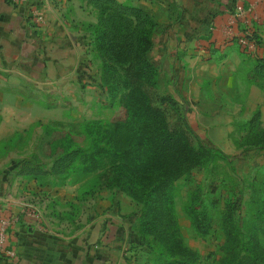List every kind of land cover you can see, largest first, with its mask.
Segmentation results:
<instances>
[{
    "label": "crops",
    "instance_id": "crops-1",
    "mask_svg": "<svg viewBox=\"0 0 264 264\" xmlns=\"http://www.w3.org/2000/svg\"><path fill=\"white\" fill-rule=\"evenodd\" d=\"M116 1L155 22L154 62L191 127L206 128L218 145L255 109L263 127L264 92L240 73L245 55L235 39L250 32L257 41L249 58L264 56V0ZM34 9L40 22L31 20ZM93 21L85 0H0V142L37 122L67 126L95 112L106 91L85 28ZM13 154L0 150V218L13 251H0V264L145 262L136 255L134 215L126 216L135 204L125 195L101 189L77 201L74 183L42 185L15 174ZM68 201L78 208L66 219Z\"/></svg>",
    "mask_w": 264,
    "mask_h": 264
},
{
    "label": "trees",
    "instance_id": "trees-1",
    "mask_svg": "<svg viewBox=\"0 0 264 264\" xmlns=\"http://www.w3.org/2000/svg\"><path fill=\"white\" fill-rule=\"evenodd\" d=\"M85 2L95 10V21L85 23V28L92 55L100 61V83L107 92L120 86L122 112L107 120L83 118L80 125L88 138L85 147L73 143L68 131L37 122L44 135L58 131L60 136L55 140L39 137L37 150L14 160L11 169L42 185L74 183L77 201L101 189L121 192L138 204L126 216L134 215L139 244L160 257V264H194L197 252L184 243L173 213L174 180L193 169L213 166L218 156L229 169L230 163L218 147L193 145L183 118V125L170 119L167 104L177 110L179 103L171 94L161 93L156 84L157 68L148 57L155 25L151 16L116 0ZM244 55L240 73L264 92V56L251 59L250 53ZM237 125L239 141L235 144L264 146L257 109ZM21 137V132H14L0 142V150L14 146ZM41 157L49 158L47 165ZM227 179L231 182L232 178L224 173L210 176L206 191L211 196L205 202L200 198L201 189L195 187L185 211L202 238L215 226L222 232L216 264H264V244L259 240L264 233V164L248 182L240 220L228 198L217 206L219 194L215 191L226 186ZM66 205L71 211L78 208L75 202ZM71 214L67 212L65 218Z\"/></svg>",
    "mask_w": 264,
    "mask_h": 264
},
{
    "label": "rangeland",
    "instance_id": "rangeland-1",
    "mask_svg": "<svg viewBox=\"0 0 264 264\" xmlns=\"http://www.w3.org/2000/svg\"><path fill=\"white\" fill-rule=\"evenodd\" d=\"M241 53L245 54V52ZM153 56L154 53L149 50L148 57L157 68V87L161 93H165L167 90V80L164 78V75L159 72V69L154 62L155 58H153ZM95 65L99 69L100 61L98 58H95ZM119 94L120 86H117L115 89H111L108 92L106 91L104 98L101 99L100 103L96 105L97 107L95 108V112L88 114L87 116L91 118L107 120L115 115L120 114L122 112V108L119 105ZM172 96H174L179 105H176L177 110H175L172 106L167 104L168 115L171 120L183 125L180 120L183 118L187 123V117L183 108V101H180L182 98L177 95ZM180 106L183 108V110H180ZM87 116L85 117L88 118ZM80 122L81 121H72L69 122L70 124L67 126H55L49 124V127H55L61 129L62 131H68L73 143L85 147L87 146L88 138L87 135H85L82 131ZM236 122H234L230 129L226 132L227 141L224 143L219 142L220 145L211 140L206 128L191 127L187 123L190 129V131H187L188 136L193 145L197 146L199 143H204L218 147L226 155L231 166V169H229V166L225 160L218 156L215 157L213 166L208 165L206 168L193 169L190 173L181 175L174 180L172 203L173 213L184 243L197 252V259L194 264H216V257L218 255L217 247L221 243L223 236L222 232L216 226L207 236L203 238L197 234L189 215L185 211V206L190 200L192 190L195 187H199L202 191L200 198H202L205 202L206 199L211 196V193L206 191L210 176L212 175L214 177H221L222 173L230 175L232 178L231 182L229 179H227V185L220 186L215 191V194H219V202H217V206L219 207V204L223 198H228L233 203V208L237 213L236 217L240 220L244 216L248 182L255 172L261 171V166L264 164V146L235 144L234 141H239L237 124L241 123L242 121L235 124ZM262 124L264 127V115L262 116ZM21 135L22 137L18 142L12 143L14 146L5 145L6 150L12 149L14 153L12 156L13 159H21L30 151H36L37 146L41 145L40 139L42 136L46 137L47 139L55 140L58 139L60 133H58V131H53L44 135L42 126L40 124H36L35 126L28 128V130H26L24 133H21ZM19 154H22L21 158L18 157ZM48 160L49 158L41 157V161L46 165L48 164ZM85 184L87 183L85 182ZM231 184H234V186ZM234 190H236L235 193H232ZM116 192L121 193L119 191ZM124 198L129 200L127 196H124ZM130 202L135 204L132 201ZM63 207L65 208H62L61 210H67L68 212L72 213L71 209L66 206V204H64ZM135 208L138 209V204H135ZM259 240L264 244V233L259 235ZM136 248L138 249L136 251L138 258H145L148 264H160L161 258L158 257L154 252L152 253L142 244Z\"/></svg>",
    "mask_w": 264,
    "mask_h": 264
},
{
    "label": "built area",
    "instance_id": "built-area-1",
    "mask_svg": "<svg viewBox=\"0 0 264 264\" xmlns=\"http://www.w3.org/2000/svg\"><path fill=\"white\" fill-rule=\"evenodd\" d=\"M235 8L237 11L241 9L239 5L235 6ZM31 20L33 22H40L42 20L41 12L37 9H34L32 11ZM235 40L237 42V46L240 48L242 52L251 53L255 48L256 41L254 39V36H252L250 32H245L241 35H238ZM7 223H8L7 220L0 218V251L1 252L5 251L7 255H9V254H12L13 251L10 249H7L5 246L6 244L5 229H6Z\"/></svg>",
    "mask_w": 264,
    "mask_h": 264
}]
</instances>
